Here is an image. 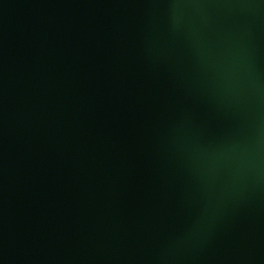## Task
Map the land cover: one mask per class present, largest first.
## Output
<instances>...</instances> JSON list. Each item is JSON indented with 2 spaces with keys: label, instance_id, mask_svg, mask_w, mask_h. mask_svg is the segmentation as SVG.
Here are the masks:
<instances>
[{
  "label": "water",
  "instance_id": "obj_1",
  "mask_svg": "<svg viewBox=\"0 0 264 264\" xmlns=\"http://www.w3.org/2000/svg\"><path fill=\"white\" fill-rule=\"evenodd\" d=\"M0 264H264V0H0Z\"/></svg>",
  "mask_w": 264,
  "mask_h": 264
}]
</instances>
